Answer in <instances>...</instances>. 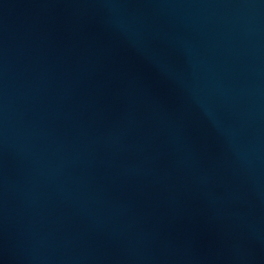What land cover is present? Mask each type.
I'll return each instance as SVG.
<instances>
[{"label": "water", "instance_id": "obj_1", "mask_svg": "<svg viewBox=\"0 0 264 264\" xmlns=\"http://www.w3.org/2000/svg\"><path fill=\"white\" fill-rule=\"evenodd\" d=\"M0 264H264V0H0Z\"/></svg>", "mask_w": 264, "mask_h": 264}]
</instances>
